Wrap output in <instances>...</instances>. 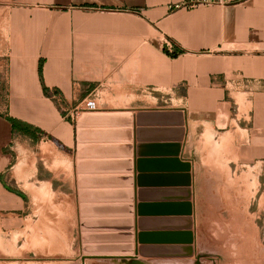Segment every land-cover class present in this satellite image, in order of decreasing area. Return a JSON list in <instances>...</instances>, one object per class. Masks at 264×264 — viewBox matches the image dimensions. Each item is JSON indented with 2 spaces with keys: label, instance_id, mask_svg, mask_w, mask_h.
<instances>
[{
  "label": "crops",
  "instance_id": "crops-1",
  "mask_svg": "<svg viewBox=\"0 0 264 264\" xmlns=\"http://www.w3.org/2000/svg\"><path fill=\"white\" fill-rule=\"evenodd\" d=\"M217 157L264 162V0H0L4 235H181Z\"/></svg>",
  "mask_w": 264,
  "mask_h": 264
},
{
  "label": "rangeland",
  "instance_id": "rangeland-1",
  "mask_svg": "<svg viewBox=\"0 0 264 264\" xmlns=\"http://www.w3.org/2000/svg\"><path fill=\"white\" fill-rule=\"evenodd\" d=\"M215 161L201 172L194 219L188 216L184 233L169 244L184 251L146 258L136 254L140 244L128 231L111 237L49 235L30 223L18 236L0 232V264H127L122 257H137L139 264H264V162L238 168L223 158Z\"/></svg>",
  "mask_w": 264,
  "mask_h": 264
},
{
  "label": "water",
  "instance_id": "water-1",
  "mask_svg": "<svg viewBox=\"0 0 264 264\" xmlns=\"http://www.w3.org/2000/svg\"><path fill=\"white\" fill-rule=\"evenodd\" d=\"M183 121L181 123V126H183ZM183 133V131L181 130ZM143 207H141V210ZM192 214V207L191 205H186V215L191 216ZM148 221L144 219H139L137 222V230L139 229L141 233L137 234V243L140 244V247H138L136 254L141 255L142 257H167L169 252H179L184 251V247H171V246H161L160 244V238L167 237L170 240V244H176L177 240L174 239V237H180V235H159L157 233H149V227L147 224ZM186 222H191V219H186ZM149 230V231H148ZM185 240V234L182 235ZM187 239H189V242L192 241V234L189 233L186 235ZM186 251L191 252V248L185 249ZM118 258V257H117ZM121 258V257H120ZM137 257H122L121 259L124 262H128L127 264H139V261L136 259Z\"/></svg>",
  "mask_w": 264,
  "mask_h": 264
},
{
  "label": "built area",
  "instance_id": "built-area-1",
  "mask_svg": "<svg viewBox=\"0 0 264 264\" xmlns=\"http://www.w3.org/2000/svg\"><path fill=\"white\" fill-rule=\"evenodd\" d=\"M195 7H196V3H186L184 5H176V6L172 7V10H179L182 8L193 9ZM173 53H175V50H174V52H172L170 54H173ZM96 110H97L96 103L94 101H87L84 103L81 112L82 111H84V112H95Z\"/></svg>",
  "mask_w": 264,
  "mask_h": 264
},
{
  "label": "trees",
  "instance_id": "trees-1",
  "mask_svg": "<svg viewBox=\"0 0 264 264\" xmlns=\"http://www.w3.org/2000/svg\"><path fill=\"white\" fill-rule=\"evenodd\" d=\"M165 52H166V54H168L170 57H172V58H177L179 55H181L182 54V51H176L175 53H173V54H170L167 50H164ZM40 77H41V81H42V83H43V68H42V65H41V67H40ZM44 91H45V93L46 94H49V90L46 88V87H44ZM9 121L12 123V125L14 126V128L16 127L17 128V126H18V123L15 121V120H13V119H9ZM27 128V129H26ZM25 129L26 130H23V126L21 125L20 126V131H22L23 133H25L26 135H32V132H31V128H29V127H26Z\"/></svg>",
  "mask_w": 264,
  "mask_h": 264
}]
</instances>
